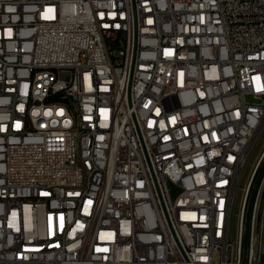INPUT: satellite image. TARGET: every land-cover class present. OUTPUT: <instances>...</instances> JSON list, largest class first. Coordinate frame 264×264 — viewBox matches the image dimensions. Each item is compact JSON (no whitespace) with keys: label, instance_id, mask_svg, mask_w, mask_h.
I'll return each mask as SVG.
<instances>
[{"label":"built area","instance_id":"2783aa9c","mask_svg":"<svg viewBox=\"0 0 264 264\" xmlns=\"http://www.w3.org/2000/svg\"><path fill=\"white\" fill-rule=\"evenodd\" d=\"M263 128L264 0H0V264H264Z\"/></svg>","mask_w":264,"mask_h":264},{"label":"rangeland","instance_id":"374dc122","mask_svg":"<svg viewBox=\"0 0 264 264\" xmlns=\"http://www.w3.org/2000/svg\"><path fill=\"white\" fill-rule=\"evenodd\" d=\"M264 152V128L260 132V135L255 141L247 159V163L240 175L237 183V189L234 196V203L232 209V219H231V233L234 239L237 238L239 229V213L241 209L242 198L244 194V188L246 187L249 177L256 165L258 158Z\"/></svg>","mask_w":264,"mask_h":264},{"label":"bare ground","instance_id":"6f19581e","mask_svg":"<svg viewBox=\"0 0 264 264\" xmlns=\"http://www.w3.org/2000/svg\"><path fill=\"white\" fill-rule=\"evenodd\" d=\"M263 162H264V152H263V154L258 158V160H257V162H256V165H255V167H254V169H253V171H252V173H251V175H250V177H249L248 183H247L246 187L244 188V194H243L242 203H241V209H240V213H239V221L242 219L243 215H245V211H243V206H244V203L246 202L245 197H246V192L248 191V187H249V183H250L249 181H250V179H251L254 175H256L255 173H256V171L258 170L259 165H260L261 163H263ZM257 173H258V172H257ZM261 173H262V171L259 172V177H260Z\"/></svg>","mask_w":264,"mask_h":264},{"label":"water","instance_id":"95a60500","mask_svg":"<svg viewBox=\"0 0 264 264\" xmlns=\"http://www.w3.org/2000/svg\"><path fill=\"white\" fill-rule=\"evenodd\" d=\"M259 171H264V164L259 168ZM248 221H249V217H247V220H246V223H247V225H246V235H247V233H248V230H249V224H248ZM245 239H247V236H246V238Z\"/></svg>","mask_w":264,"mask_h":264}]
</instances>
